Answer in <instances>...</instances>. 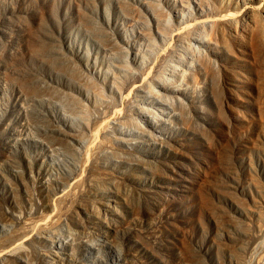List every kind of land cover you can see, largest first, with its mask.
<instances>
[{"label":"rangeland","instance_id":"rangeland-1","mask_svg":"<svg viewBox=\"0 0 264 264\" xmlns=\"http://www.w3.org/2000/svg\"><path fill=\"white\" fill-rule=\"evenodd\" d=\"M244 1L0 0V264H264V19L192 40Z\"/></svg>","mask_w":264,"mask_h":264},{"label":"bare ground","instance_id":"bare-ground-1","mask_svg":"<svg viewBox=\"0 0 264 264\" xmlns=\"http://www.w3.org/2000/svg\"><path fill=\"white\" fill-rule=\"evenodd\" d=\"M226 11H224V13H221L219 15H208L202 19L194 21L192 23V32H193L192 40L196 44L197 43L199 44L200 36L202 33H206L209 38H212V37H216V36L220 37L226 31L227 32L229 31L232 34V32L237 33V31H240V30L242 31V30L246 29L255 18L260 17V18L264 19V0H261L260 5L254 6V7H252L251 5L247 4V2L244 1L243 6H242V8H240V10L238 8V11H236V10L234 12H231V10H228L227 12ZM189 41L191 42V40H189ZM51 52H52L51 48H49L47 46H40L38 49L33 51L32 54L35 57H39V56H46L48 53H51ZM200 52H201V50H200ZM193 55H195V54H193ZM49 59L52 61L50 63L52 65H54L55 59H52V58H49ZM182 60H184V59H182ZM178 61H179V59L178 60L172 59V61H168L165 64L164 69L167 71V73L172 75L176 72V69H177L179 62H180V61L179 62ZM182 62H184V61H182ZM177 63H178V65H177ZM180 65H182V64L180 63ZM160 75H162V74H160ZM160 78H162V76ZM157 79H156V83L159 81V80L157 81ZM141 85L142 84H139L138 86H141Z\"/></svg>","mask_w":264,"mask_h":264}]
</instances>
